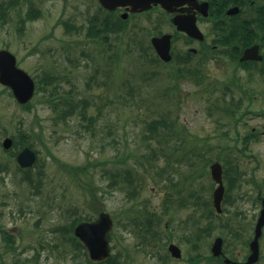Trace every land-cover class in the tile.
Listing matches in <instances>:
<instances>
[{"label": "rangeland", "instance_id": "374dc122", "mask_svg": "<svg viewBox=\"0 0 264 264\" xmlns=\"http://www.w3.org/2000/svg\"><path fill=\"white\" fill-rule=\"evenodd\" d=\"M94 16L104 14L91 0H0V50L12 53L35 82L27 107L0 85V164L8 168L0 172V227L11 229L16 248L5 251L0 238L3 263L30 264L34 256L32 264H86L68 228L100 211L113 219L110 248L119 264H204L189 259L209 256L216 237L233 255L243 252L256 217L251 185L231 191L237 203L212 221L209 234L199 230L212 223L199 209L212 206L213 161L230 172L232 157L247 181L254 177L264 189V77L252 69L243 74L227 57L210 58L193 74L175 56L163 64L150 46L148 25L140 32L143 23L107 33L100 27L105 40L91 39L85 33ZM178 46L174 42V55ZM45 77L57 80L49 93L86 101L85 119L76 113L57 120L56 100L41 90ZM5 138L13 140L9 153L1 148ZM28 143L38 156L34 183L19 186L13 153ZM70 167L89 172L70 175ZM126 169L140 178L131 174V183L119 185L115 173L128 175ZM195 192L203 208L190 203ZM228 220L230 231L223 228ZM260 240L258 264H264V229ZM169 244L181 249V259L170 257Z\"/></svg>", "mask_w": 264, "mask_h": 264}, {"label": "flooded vegetation", "instance_id": "af4514ba", "mask_svg": "<svg viewBox=\"0 0 264 264\" xmlns=\"http://www.w3.org/2000/svg\"><path fill=\"white\" fill-rule=\"evenodd\" d=\"M98 5V9L101 13L106 16V13L112 15L114 20L113 27H127V24L131 22L143 23L145 28L141 29L140 32L146 29L148 25L147 37L149 40L152 38H161L163 36H170V53L171 60L173 56L175 59L184 66L197 67L203 66L210 58H225L234 59L232 63H236L238 69H241L242 73L246 69H252L256 73V76L264 77V0H176L172 6L171 11L165 10L161 5H152L149 9L144 11H132L129 6H119L113 11H107L102 8L98 0H91ZM153 15H157L156 19H152ZM150 25L152 26L150 28ZM187 29L194 32L195 35L191 36ZM180 42V47L177 55L172 52L174 48V42ZM251 47H257L258 55L262 59L258 61H246L240 62L241 56L245 50H249ZM246 52V51H245ZM202 70V69H201ZM5 87V86H4ZM8 88V87H6ZM9 89V88H8ZM10 90V89H9ZM11 92V90H10ZM12 94V93H11ZM10 149L14 150L13 144ZM9 149V150H10ZM15 150H17L15 148ZM21 149L14 152V161ZM7 152L6 150H4ZM9 153V152H7ZM11 153V152H10ZM7 164H2L0 172L7 171ZM230 169V168H229ZM236 170L232 168L226 171V183H224V194L222 199V213L227 212L228 209L237 203L238 198L231 197V191L241 187L243 183L252 186V192L255 194L252 196L250 201V207L256 213V217L253 222L252 237L249 242L246 243L245 250L243 252L236 253L233 255L232 248L225 249L222 241V255L220 257H211L209 260L222 263V264H247L251 256L250 243L254 237V230L261 213L263 202H264V191L262 185L255 181L254 177L247 179L244 177L245 174L235 175ZM190 177V175L186 176ZM192 179V176L190 177ZM234 180V181H233ZM19 186L21 183H27L31 186L30 181L25 178H18L15 180ZM34 183V179L31 178ZM233 181V183H231ZM240 181V182H239ZM16 184V183H15ZM212 191V206L209 209H200L201 211L212 212L213 206V192ZM191 198V204L199 202L197 193ZM244 194H239L238 197H242ZM166 201V198H164ZM170 203V201H169ZM203 208V202H199ZM170 205V204H169ZM167 206V201L165 203ZM197 208L196 206H192ZM166 209V208H164ZM229 221V220H228ZM227 221V222H228ZM226 229L229 227L227 225ZM230 231V229H229ZM0 238L5 246V251L13 250L16 248L13 246L15 241L13 240V233L11 229L0 227ZM260 239L258 246V256L253 264H258L260 259ZM81 246V242H80ZM229 247V246H228ZM197 249V246L195 247ZM213 248V243L210 247ZM240 250V249H239ZM33 258H35L33 256ZM32 257H28L29 263L32 264ZM209 257H204V260ZM1 264H4L3 257L0 258ZM27 261V260H26ZM252 263V262H251ZM16 264V262L14 263Z\"/></svg>", "mask_w": 264, "mask_h": 264}, {"label": "water", "instance_id": "95a60500", "mask_svg": "<svg viewBox=\"0 0 264 264\" xmlns=\"http://www.w3.org/2000/svg\"><path fill=\"white\" fill-rule=\"evenodd\" d=\"M101 6L107 10H114L119 6H129L132 11H144L152 5H161L165 10L171 11L176 0H98ZM187 32L194 36L195 33L189 29ZM151 45L158 57L165 62L170 60V36L166 35L161 38H152ZM249 59H260L257 51L247 50L241 61ZM0 83L11 88L12 93L19 104H26L34 92V83L31 78L15 65V58L7 51H0ZM11 145L9 139L4 140L3 147L8 149ZM35 161V155L29 148H24L16 157V162L22 167H31ZM221 167L215 163L211 165V176L218 184L214 190V206L219 211L220 202L223 197V186ZM264 226V202L258 218L254 239L250 245L252 254L249 262H254L258 255V238L261 235V229ZM112 229V220L107 213H100L98 218L92 222H82L74 230L75 236L80 239L89 252V256L94 261H104L109 256V244L107 235ZM221 239H216L212 248L214 256L220 255ZM169 250L173 257L179 258V249L171 245Z\"/></svg>", "mask_w": 264, "mask_h": 264}, {"label": "trees", "instance_id": "16d2710c", "mask_svg": "<svg viewBox=\"0 0 264 264\" xmlns=\"http://www.w3.org/2000/svg\"><path fill=\"white\" fill-rule=\"evenodd\" d=\"M33 17H35V16H33ZM104 18L105 19L104 20H101L100 22H99V19H97L95 16L92 17V18H90L88 20L87 31L85 33L86 37H89L91 39H93V38L98 39L99 38L102 41L105 40V38L102 37V36L101 37H98V36H100L98 34L99 33L98 29H100V26H103V27H106V29L103 28V30L106 31L107 28H110L113 25L114 22H113L112 15L109 14V13H106V16ZM29 19H32V18L29 17ZM106 33H107V31H106ZM157 61H159V60L157 59ZM56 82H57L56 78L51 79V78L45 77L43 79V82H42L41 90H42L43 93L46 92L48 94V97L47 98L50 101L56 100V103L54 104V106L51 105V107H52V109L54 110V112L57 115V120L63 118L64 116H67V118L68 117H71V116H73L76 113H78V114L83 113V114H81V116L84 117V119H85L86 117H85L84 114L87 111V106H86L87 103H86L85 100H82L81 99V100L74 101L72 99V97H68V98L67 97H62L57 92L56 93L55 92L54 93L53 92H50V93L48 92V89L47 88L50 87L52 84H54ZM93 119L94 118L92 116H90L87 120L90 121V122H92ZM150 126H151V129L154 128L153 127V124H151ZM28 144H29L28 146L32 148V146H33L32 143H28ZM138 161H139V158H138ZM0 170H1V166H0ZM80 171H81L82 174L85 173L84 175H87L88 172H89L86 169V167H81V168H76V167L75 168H71L70 167V168H68V172H69L70 175H73V174L74 175H77ZM120 172H122V171H118V172L115 173V177H118L119 178V180H117L116 182L119 185L123 184L126 181H129L131 183L130 179L133 180V178H132V176H130L132 174L131 171H130V169H126V173L128 175H126V174H124V175L123 174H120ZM23 178H26L28 181L32 182L31 181V178H33V177L31 175V172H26L24 174ZM32 185H33V183L31 184V186ZM39 185H40V183H37L36 186H34L33 188H39ZM35 190H39V189H35ZM87 192L89 194L88 201L90 203V206L92 208H95L96 203H97V197L93 193L91 187H89L87 189ZM77 222H78V220L74 221V223L71 224L70 227L68 228V230L71 233L73 231L74 226L77 224ZM70 243L77 250V248H78V242H77V240L73 236L70 237ZM81 250L83 251V248H81ZM106 264H118V263H116L115 260H114V258L111 257V258H109L106 261Z\"/></svg>", "mask_w": 264, "mask_h": 264}]
</instances>
